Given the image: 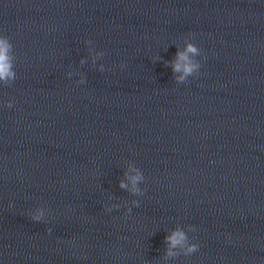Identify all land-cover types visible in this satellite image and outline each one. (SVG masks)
Instances as JSON below:
<instances>
[{"label": "water", "instance_id": "95a60500", "mask_svg": "<svg viewBox=\"0 0 264 264\" xmlns=\"http://www.w3.org/2000/svg\"><path fill=\"white\" fill-rule=\"evenodd\" d=\"M0 264H264V0H0Z\"/></svg>", "mask_w": 264, "mask_h": 264}]
</instances>
